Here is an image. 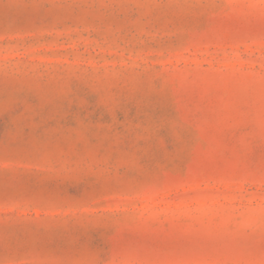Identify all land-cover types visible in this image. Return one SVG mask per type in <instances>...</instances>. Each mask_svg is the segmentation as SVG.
Here are the masks:
<instances>
[{
  "label": "rangeland",
  "instance_id": "1",
  "mask_svg": "<svg viewBox=\"0 0 264 264\" xmlns=\"http://www.w3.org/2000/svg\"><path fill=\"white\" fill-rule=\"evenodd\" d=\"M0 264H264V0H0Z\"/></svg>",
  "mask_w": 264,
  "mask_h": 264
}]
</instances>
